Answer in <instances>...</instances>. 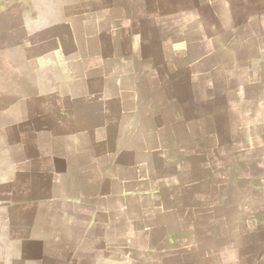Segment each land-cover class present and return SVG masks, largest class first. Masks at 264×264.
Returning a JSON list of instances; mask_svg holds the SVG:
<instances>
[{"label": "crops", "instance_id": "0c3cea01", "mask_svg": "<svg viewBox=\"0 0 264 264\" xmlns=\"http://www.w3.org/2000/svg\"><path fill=\"white\" fill-rule=\"evenodd\" d=\"M7 2L0 264H264V0Z\"/></svg>", "mask_w": 264, "mask_h": 264}, {"label": "rangeland", "instance_id": "374dc122", "mask_svg": "<svg viewBox=\"0 0 264 264\" xmlns=\"http://www.w3.org/2000/svg\"><path fill=\"white\" fill-rule=\"evenodd\" d=\"M2 1V2H1ZM12 1H16V0H9V2H12ZM23 1L24 0H20V2L18 3V5L17 6H12L11 8H12V12L14 11H17V10H23V9H25L26 11L25 12H27V13H29V12H31V13H33V7L32 6H28L27 4H22L23 3ZM47 1H52V0H47ZM0 2H1V4H0V11H8L7 9H9L10 7L9 6H5L8 2H7V0H0ZM5 5H4V4Z\"/></svg>", "mask_w": 264, "mask_h": 264}]
</instances>
